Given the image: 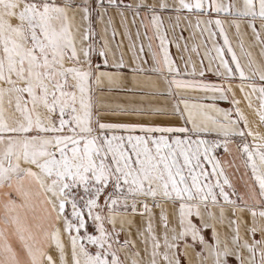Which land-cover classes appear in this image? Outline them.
I'll return each mask as SVG.
<instances>
[{"label": "snow or ice", "instance_id": "1", "mask_svg": "<svg viewBox=\"0 0 264 264\" xmlns=\"http://www.w3.org/2000/svg\"><path fill=\"white\" fill-rule=\"evenodd\" d=\"M112 7L120 9L135 61L131 87L120 71L129 66L123 42L114 45L117 57L107 38L101 47L93 41V14L117 36L113 17L105 18ZM126 10L133 23L139 18L144 31L135 35L147 39L150 59L140 55L145 44L132 40ZM182 21L211 41L206 67L181 56L182 69L172 58L168 33L182 35ZM94 57L116 71H103ZM210 72L221 82H205ZM237 78L248 107L259 93L264 124V0H95V7L91 0H0V264H264V133L240 108ZM105 82L131 93L147 89L141 99L178 96L171 109L133 103L118 112L175 115L183 124L107 122L93 92ZM188 90L230 99L234 111L190 103ZM234 137L250 172L243 194L229 177L232 163L217 152L230 153ZM138 206L147 214L138 229L143 248L124 235Z\"/></svg>", "mask_w": 264, "mask_h": 264}, {"label": "crops", "instance_id": "2", "mask_svg": "<svg viewBox=\"0 0 264 264\" xmlns=\"http://www.w3.org/2000/svg\"><path fill=\"white\" fill-rule=\"evenodd\" d=\"M123 2H129L133 3L135 0H123ZM120 9H117L115 7H112L109 9V13L105 14V18H107V15H111L114 19V24L117 29V36L115 39L111 37V27H109V32L105 33L104 28H105V23L101 22L98 18L97 21V29H98V34L101 38V46L103 44V38H107L110 42V45L113 46V50L117 51V57H118V50L114 48V45L123 42V51L125 53V61L128 63V67L121 69L120 71L126 73L128 79L125 81V85L127 87H131V67L134 66L135 61L132 56V51L129 48V39L127 35H125V26L121 24V17L119 15ZM126 15L128 17V24L127 27L128 29L132 32V40L135 41L137 44L143 42L145 44L146 51L144 53H140L141 56H144L145 58L150 59V55L147 51V39L143 36L137 37L135 35L137 28H140V31L143 32V28L139 23V18H137V22L133 23L132 22V11L131 10H126ZM222 19H228L230 20L231 17H221ZM79 20V18H78ZM82 24V30L87 28V22L86 21H79ZM168 23V21H165ZM184 24V31L181 35V30L177 29L176 32L169 31L168 36L169 39L172 41V43L169 44V50L171 53L172 58L176 61L177 65L180 66L182 69L184 67V60H181L180 57L183 56L185 60L189 56H191V61L196 64L197 70H199L202 67L207 66V58L203 56V53L208 49L211 48V41L206 40V34L201 35L199 29L195 28H190L187 25L186 21H182ZM195 24V19L193 17V25ZM246 31H248V37L247 41L250 43L254 38L251 36L250 30L245 28ZM195 31V35H191V33ZM149 35H152L151 29H149ZM229 35L233 41L234 44L237 43L238 38L235 35V29L234 28H229ZM216 41L218 43H222V37L217 35L215 37ZM181 44V48L177 49L176 48V43ZM187 43L188 47L184 48L183 45ZM153 46H156L158 41L156 39H153L152 41ZM199 45V54L197 52L193 51V49ZM100 46V47H101ZM237 51L239 52V49L237 48ZM251 51L253 52V55L256 57V59L259 61L261 60L260 56V49L259 46H254ZM204 59V64L200 63L201 59ZM95 62L97 64L101 65V68L103 71H109V72H114L116 71L115 68L111 66H103V58H94ZM191 70V64L189 65V71ZM208 79L205 82H211V83H220L221 81L215 76L214 73H207ZM183 79H192L193 77L187 76V77H180ZM196 79H199V77H196ZM255 83L259 84L260 82L258 80L254 81ZM233 90L236 93V99L240 100V108L243 110L244 114L248 117L249 122H250V127L251 128H258L257 125L259 123V117L256 113V108L259 107L260 101L256 99V97L259 95V93H254L252 95V107H248V100L245 98L244 93L240 91V80L237 78L233 81H231ZM245 84H251L253 81H244ZM161 87L163 88L164 85L162 84ZM248 91H251V89H248ZM93 92H94V97L98 101V106L100 107L101 111L105 113V120L107 122H134V121H141V122H147L149 120L156 121L157 123H175L177 125H182L183 124V118L175 115H168V116H158V115H145V116H125L119 114L118 110L121 106H128L130 104H143L145 106L152 104L156 106H165L169 109L172 108L173 104L177 102L178 96L174 95L172 97L168 96H158L153 98L151 95H147L146 98L141 99L142 97H145L146 92L148 90L146 89L145 92H136V93H131L125 90H122V88L118 87H112L110 86L107 82L102 83L98 86L94 85L93 86ZM183 96L189 98L190 103H201V104H212L215 103L217 107L219 108H225V109H233L234 111V106L231 104L230 99L229 100H216L213 101L210 98V94L208 97H205V94L201 91H192L188 90L186 92H183ZM181 107L183 105L181 104ZM117 110V114L113 115L111 114V110ZM254 129V130H255ZM215 210V209H212ZM153 211L156 213V217L154 218V223L158 224L159 223V209L158 208H153ZM168 211L170 214L173 212L171 206H168ZM132 220V224L129 226V231L125 233L124 235H128V237L134 241H136L137 247L138 248H143V244L141 243L140 237L138 235V229L143 230L144 227L146 226V221H147V214L145 215H136V216H130L129 217ZM174 219V215L172 217ZM208 234L211 235V230H207ZM258 238V237H257ZM143 254V253H142Z\"/></svg>", "mask_w": 264, "mask_h": 264}, {"label": "rangeland", "instance_id": "3", "mask_svg": "<svg viewBox=\"0 0 264 264\" xmlns=\"http://www.w3.org/2000/svg\"><path fill=\"white\" fill-rule=\"evenodd\" d=\"M91 2L93 4V7H95V0H91ZM124 3H129V2H124ZM97 21H98V17L95 14H93L92 24H91L94 30L93 41L96 47H100L102 41L98 34ZM258 125H257L258 128L256 129L252 128L253 131H259L261 133H264V125L260 124V122L258 123ZM207 138L208 139H218L219 137H216L214 134H211ZM233 139L235 140V143L230 145V149H231L230 153L226 154L222 147L217 149V152L224 160L232 163V166L227 169L229 177L232 183L235 185V187L239 190V192L243 194L247 191L245 187V181L248 179V176H250V172L244 167L240 152L238 151V145L241 144L240 139L238 137H234ZM251 139L252 138L249 137L248 141L251 142ZM245 173H247V175H245ZM149 204L151 206L152 204L151 200H149ZM141 212H143V208L142 206H138L137 214H130V216L140 215L139 213ZM65 240L67 242V237H65Z\"/></svg>", "mask_w": 264, "mask_h": 264}, {"label": "built area", "instance_id": "4", "mask_svg": "<svg viewBox=\"0 0 264 264\" xmlns=\"http://www.w3.org/2000/svg\"><path fill=\"white\" fill-rule=\"evenodd\" d=\"M264 125V124H263ZM152 205V204H151Z\"/></svg>", "mask_w": 264, "mask_h": 264}]
</instances>
